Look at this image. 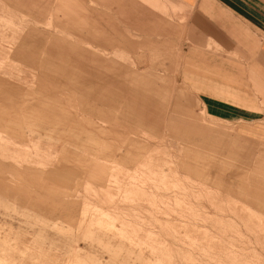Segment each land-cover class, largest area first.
<instances>
[{
  "label": "rangeland",
  "instance_id": "obj_1",
  "mask_svg": "<svg viewBox=\"0 0 264 264\" xmlns=\"http://www.w3.org/2000/svg\"><path fill=\"white\" fill-rule=\"evenodd\" d=\"M69 1L0 0V264H264L261 193L225 189L264 155V117L192 89L166 0L136 20ZM97 43L145 122L101 94Z\"/></svg>",
  "mask_w": 264,
  "mask_h": 264
},
{
  "label": "crops",
  "instance_id": "obj_2",
  "mask_svg": "<svg viewBox=\"0 0 264 264\" xmlns=\"http://www.w3.org/2000/svg\"><path fill=\"white\" fill-rule=\"evenodd\" d=\"M158 2L127 0L122 6L118 4L117 8L119 11L123 7L121 15L136 20V15L145 8L158 6L162 12L164 4ZM68 5L73 9L72 14H76L73 2L68 0ZM169 7L182 16L179 20L172 19L184 32L180 42V62L196 63L198 67L195 76L198 81L191 84L192 89H199L200 97L208 103L250 118L264 117V0H166L168 11ZM95 30L103 31L102 28ZM99 46L98 43L91 45L90 53L92 66L100 68L101 94L106 101L121 100V108L132 112L135 121L145 122L150 117L146 113L148 102L121 80L119 66L114 63L105 65L104 57L96 56L95 52L102 50H96ZM185 69L183 65V71ZM184 77L187 76L184 74ZM203 112L206 113L204 109ZM150 115L152 119L156 117ZM189 173L202 174L197 169H191ZM229 174V178L239 176L235 188L225 187L229 198H236L231 192L243 190L251 195L252 192H260L261 201H264V155H258L247 167L246 173L230 171ZM215 175L214 182L221 183L224 178L217 173ZM183 189L188 190L187 187Z\"/></svg>",
  "mask_w": 264,
  "mask_h": 264
}]
</instances>
